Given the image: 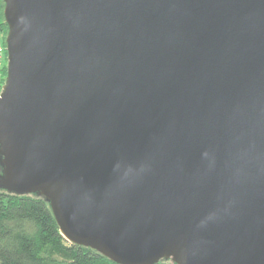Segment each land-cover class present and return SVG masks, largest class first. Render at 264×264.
<instances>
[{"label": "water", "instance_id": "95a60500", "mask_svg": "<svg viewBox=\"0 0 264 264\" xmlns=\"http://www.w3.org/2000/svg\"><path fill=\"white\" fill-rule=\"evenodd\" d=\"M0 190L116 264H264V0H2Z\"/></svg>", "mask_w": 264, "mask_h": 264}, {"label": "trees", "instance_id": "16d2710c", "mask_svg": "<svg viewBox=\"0 0 264 264\" xmlns=\"http://www.w3.org/2000/svg\"><path fill=\"white\" fill-rule=\"evenodd\" d=\"M0 3V31L5 34L2 0ZM0 264L116 263L93 249L68 242L42 197L0 190Z\"/></svg>", "mask_w": 264, "mask_h": 264}, {"label": "built area", "instance_id": "2783aa9c", "mask_svg": "<svg viewBox=\"0 0 264 264\" xmlns=\"http://www.w3.org/2000/svg\"><path fill=\"white\" fill-rule=\"evenodd\" d=\"M4 57H6V52H5V47L3 45V42H2V37L0 35V71H3V68H2L3 66H1V63L3 62ZM1 81H2V75L0 74V95L2 93L3 85H4V82L1 83Z\"/></svg>", "mask_w": 264, "mask_h": 264}, {"label": "rangeland", "instance_id": "374dc122", "mask_svg": "<svg viewBox=\"0 0 264 264\" xmlns=\"http://www.w3.org/2000/svg\"><path fill=\"white\" fill-rule=\"evenodd\" d=\"M6 34H7V30H6V33L4 34L2 31H0V35H1V37H2V42H3V38H4V43H3V45H4V47H5V37H6ZM5 52H6V49H5ZM6 64H7V61H6V57H4V60H3V62L1 63V66H3L2 68L4 69V66H5V68H6ZM3 71H0V74L2 75V81H1V83H3L4 82V80H5V75L2 73ZM172 263V262H171ZM173 264V263H172Z\"/></svg>", "mask_w": 264, "mask_h": 264}, {"label": "clouds", "instance_id": "9594fccd", "mask_svg": "<svg viewBox=\"0 0 264 264\" xmlns=\"http://www.w3.org/2000/svg\"><path fill=\"white\" fill-rule=\"evenodd\" d=\"M0 5H2V3H0Z\"/></svg>", "mask_w": 264, "mask_h": 264}]
</instances>
